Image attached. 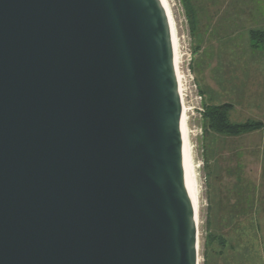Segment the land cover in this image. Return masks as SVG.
Wrapping results in <instances>:
<instances>
[{
  "label": "water",
  "instance_id": "obj_1",
  "mask_svg": "<svg viewBox=\"0 0 264 264\" xmlns=\"http://www.w3.org/2000/svg\"><path fill=\"white\" fill-rule=\"evenodd\" d=\"M161 0H0V264H199Z\"/></svg>",
  "mask_w": 264,
  "mask_h": 264
},
{
  "label": "rangeland",
  "instance_id": "obj_2",
  "mask_svg": "<svg viewBox=\"0 0 264 264\" xmlns=\"http://www.w3.org/2000/svg\"><path fill=\"white\" fill-rule=\"evenodd\" d=\"M166 1L197 173L199 264H264V123L227 136L204 117L208 105L228 102L231 121L263 120L252 116L245 90L250 55L264 51L250 38L252 30L264 32V0Z\"/></svg>",
  "mask_w": 264,
  "mask_h": 264
},
{
  "label": "bare ground",
  "instance_id": "obj_3",
  "mask_svg": "<svg viewBox=\"0 0 264 264\" xmlns=\"http://www.w3.org/2000/svg\"><path fill=\"white\" fill-rule=\"evenodd\" d=\"M161 3L165 9L169 28L171 35V42L173 47V55H174V63L177 75V85H178V93L180 100V127H181V135H182V159L186 171L187 183L190 191V198L195 209L196 214V223L198 222V208H199V193H198V182H197V173L195 169V165L192 157V143L190 138V131L188 126V117L185 112V108L183 105V88H182V75L181 71H179V64L181 54L179 50V43L176 35L175 25L170 13V9L166 0H161Z\"/></svg>",
  "mask_w": 264,
  "mask_h": 264
},
{
  "label": "trees",
  "instance_id": "obj_4",
  "mask_svg": "<svg viewBox=\"0 0 264 264\" xmlns=\"http://www.w3.org/2000/svg\"><path fill=\"white\" fill-rule=\"evenodd\" d=\"M251 40H255L254 44L262 43L264 45V32L260 30H252L250 32ZM256 46V45H255ZM231 104L223 102L220 104H210L206 107L204 117L209 121L210 127L217 133L227 136H237L252 132L263 127L262 121L245 120L234 122L229 119ZM204 258H205V254ZM205 261V260H204Z\"/></svg>",
  "mask_w": 264,
  "mask_h": 264
},
{
  "label": "crops",
  "instance_id": "obj_5",
  "mask_svg": "<svg viewBox=\"0 0 264 264\" xmlns=\"http://www.w3.org/2000/svg\"><path fill=\"white\" fill-rule=\"evenodd\" d=\"M250 57L253 61L250 67V82L245 90L247 106L252 107V116L254 114L258 116L256 118H263L260 121L264 122V51L252 52ZM235 111L234 108L231 115Z\"/></svg>",
  "mask_w": 264,
  "mask_h": 264
}]
</instances>
